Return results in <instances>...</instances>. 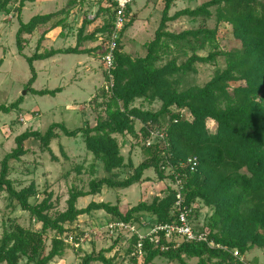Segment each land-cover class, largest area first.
Wrapping results in <instances>:
<instances>
[{"label": "trees", "instance_id": "1", "mask_svg": "<svg viewBox=\"0 0 264 264\" xmlns=\"http://www.w3.org/2000/svg\"><path fill=\"white\" fill-rule=\"evenodd\" d=\"M20 0L17 19L20 27L16 35L18 53L28 62L32 78L28 85L37 96H55L59 90L36 91L32 89L37 74L36 61L48 60L56 55L82 54L78 48L65 51H50L45 54L37 50L33 56L25 57L24 50L29 43L25 35H32L39 25L70 12L81 3L80 0H67L66 7L59 13L33 17L23 22L22 13L27 2ZM177 0H165L160 25L154 39L145 45L147 55L133 59L124 52L122 35L133 25L129 22L117 43L112 69L114 88L105 105L104 114L97 117L94 126L69 130L65 124H52L45 133L26 131L15 139L16 148L5 156L1 164L0 190L7 194L12 207L29 213L40 226L39 229L24 228L14 223L5 230L0 239V264H51L62 258L70 247L66 240L71 236L70 229L84 215L103 211L107 216V226L113 223L145 226L144 217L153 218L152 228L157 225H171L177 222L176 178L183 181V206L192 210L194 224L202 207L211 211L203 228L209 231V240L228 250H237L244 257L254 249L264 250V0H210L196 9H185L170 16ZM13 0L0 1V19L8 17ZM99 14L108 13L109 19L99 29L105 34L106 46L113 31L115 20V0H101ZM131 6L127 8L129 14ZM215 8L216 27L187 30L180 34L167 31L169 23L187 17L193 21H210ZM90 22L84 21L83 26ZM227 26L233 37L229 50H222L218 42L219 29ZM84 29V27L82 28ZM172 46L179 49L187 60L178 64V58L165 66H158L165 56L171 53ZM209 48L207 56L198 53ZM223 57L226 67L216 71L214 77L203 87L181 89L184 78L196 72L197 64H215ZM0 62V68L2 66ZM107 79L106 71L104 72ZM241 85L230 90V84ZM106 93V92H105ZM137 100L150 105L161 102L157 112L136 108ZM23 98L11 105H0V113L10 114L19 110ZM216 124V131L210 132L208 122ZM142 125L140 133L144 138L142 146L145 159L134 166L130 159L126 162L121 154V145L115 136H125L136 132V124ZM162 132L164 140H155L147 147L151 132ZM61 132L65 137H81L86 149L101 162L109 174L102 179H93L89 190L73 188L63 212L54 210L53 195L45 191L43 198L31 202L41 194L34 184L21 190L10 179L11 163L28 154L25 143H40L43 151H50L52 141ZM197 160V167L191 171L188 161ZM123 169L126 178L120 180L115 171ZM154 171L158 180L168 181L162 191L151 202L142 200L126 211L121 200L116 205L92 201L86 208L79 209L81 199L96 197L102 189L128 190L131 187L153 180L146 176ZM197 227V226H196ZM53 233L51 250L46 251L48 234ZM80 233L73 238L80 244ZM126 236L120 234L113 247L91 253L83 258L82 264H116V256L107 254L118 247ZM128 239V238H126ZM122 241V242H121ZM138 237L129 238L125 256L131 264H153L156 259H165L170 264H241L230 252L211 249L205 243H186L167 252L149 239L143 242L141 255L133 256ZM161 245H167L162 239ZM170 245V244H168ZM172 246V244L170 245ZM197 260L196 263L190 261ZM142 261V262H141Z\"/></svg>", "mask_w": 264, "mask_h": 264}, {"label": "rangeland", "instance_id": "2", "mask_svg": "<svg viewBox=\"0 0 264 264\" xmlns=\"http://www.w3.org/2000/svg\"><path fill=\"white\" fill-rule=\"evenodd\" d=\"M208 1L210 0H177L169 15L173 16L175 13L185 9H196ZM19 2L20 0H13L12 5L9 6L11 14L8 17L3 16L0 19V62H3L0 68V105L9 106L19 98H23V104L19 110H15L10 114L0 113V172L3 159L16 148L15 139L18 136L26 131L45 133L55 123L65 124L69 130L86 127L87 125L94 126L97 117L100 114H104L106 110L105 105L102 104L111 96V94L105 93L104 87H102V90L87 107L88 116L83 118L82 113L84 112L79 113L75 110L79 105V103H75L76 97L68 95L72 89L67 93H60L56 96H37L31 92V87H29L28 83L33 74L26 59L19 55L16 42V35L20 27L19 20L17 19ZM52 2L53 5H51ZM48 3L50 5L42 7L40 12H53L55 9L57 10L61 7L55 0H49ZM25 7L29 10L26 14H22V19L24 22H28L29 17L26 16H29L31 12H35V6H31L27 2ZM100 8L99 4H96L92 0H83L79 3L68 16V18L70 16L75 17V21L72 23L77 24V26L75 25L72 28L70 35L73 34L75 38L77 37L86 18L94 22L98 16L101 17L103 12L101 14L98 13ZM131 8V14H127V24L130 21L134 23L123 32L121 43L124 52L129 54L133 59L144 58L147 55L145 45L154 39L160 25L165 8V0H138L132 4ZM211 10L213 18L210 21L203 19L193 21L190 18L184 17L178 21L169 23L167 31L180 34L187 30H197L203 27L214 29L216 27V11L215 8ZM40 12H37V14ZM92 15L96 17L93 19ZM90 16L92 17L90 18ZM52 23L39 25L37 35L34 34V37H28L29 43L24 50L25 57H31L37 51V40L39 41L41 33L50 28ZM104 40H106L105 35H103L102 41L104 42ZM218 42L222 50H229L231 47L233 37L227 26H221L219 29ZM49 46L50 44H47L48 48ZM48 48L44 50L48 51ZM209 52V48H206L198 54L205 57ZM190 55L191 53H188V56ZM188 56H185L179 49L172 46L171 53L165 56L158 66L163 67L176 57L180 65L187 60ZM60 57H63L62 60H64L66 67L72 68L82 56L66 55ZM51 62L52 60L49 59L34 63L38 79L36 84L32 86V89L53 91L60 87L58 79L55 80L52 76V67L49 65ZM102 67L105 72L103 62ZM225 67L226 61L223 57L218 58L215 64H197L195 66L196 72L184 78L181 89L203 87L212 80L217 70H222ZM240 85V83H231L230 90L232 91ZM87 97L83 96L80 100H87ZM81 105L84 104L81 103ZM161 105L159 101L150 105L144 100H137L133 106L157 112L160 110ZM207 125L210 132L216 131V124L214 122L209 121ZM141 127L142 125L138 122L134 134L115 136L121 145L122 156H124L126 162L131 159L134 166H138L145 159L142 149L145 141L140 133ZM58 134V138L54 139L50 145V151H43L40 148L39 142H26L25 149L28 150V154L23 156L18 162L14 161L11 163L10 179L19 190L29 187L31 184L36 186L41 195L38 198L31 199L32 203L36 200L40 201L45 191L51 192L55 205L54 210L63 212L67 209V201L73 188L87 191L89 190L91 180L102 179L109 176V174L105 171L103 164L95 160L94 156L87 151L81 137L70 139L65 137L61 132H58ZM115 173H117V177L120 180L126 178V173L123 169L115 171ZM146 176L153 181L135 185L128 190H113L105 187L102 189L100 195L79 200L78 208H86L92 201L116 205L118 199H120L121 208L126 211L136 206L142 200L151 202L153 197L166 190L169 182L158 180L153 170L148 172ZM199 213L194 224L197 228H203L206 218L211 215V211L206 207H202ZM153 220V218L145 216V226H135L142 234H146L152 229ZM14 223L24 228H40L29 213L22 211L20 208L12 207L7 194L3 190H0V239L4 231L8 230ZM70 230L73 233L69 232V235L73 238L78 237L80 233L85 234V236L81 237L79 245L68 243L70 247L65 255L61 259L54 260L51 264H82L83 258L86 255L91 253L98 254L101 250H108L114 246L118 239V233L112 234L108 231L107 216L103 211L95 212L89 216H82L79 222L71 227ZM204 231H208V229L205 228ZM53 236V233L47 236L45 254H48L51 250ZM126 238L118 246L121 249L120 252H117L118 249L116 247L111 253L107 254L108 258L117 254L116 264H131L125 256L129 244V237L128 239ZM245 258L251 264H264V250L254 249L246 254ZM196 262L197 260L190 261V263ZM153 264L170 263L165 259L159 258Z\"/></svg>", "mask_w": 264, "mask_h": 264}, {"label": "crops", "instance_id": "3", "mask_svg": "<svg viewBox=\"0 0 264 264\" xmlns=\"http://www.w3.org/2000/svg\"><path fill=\"white\" fill-rule=\"evenodd\" d=\"M48 1L49 0H36L34 3H30L31 6H35L34 11L36 13L31 12L29 16H26L29 17L28 22L33 17L36 16H44L51 13H59L62 11V9H64V7L67 4V0H55L57 4L59 3V5H61L60 8H58L57 10L55 9L53 12L51 11L40 12L42 7H47V5H50ZM92 1L95 2L96 4H99L98 1L95 0ZM51 5H53V2L51 3ZM101 6L106 7V4L102 3V5H99V8ZM131 9L132 8H130L129 14H131ZM28 10H29L28 8L26 9V7H24L22 14H26ZM37 12L40 13L37 14ZM92 16H90V18L92 17L94 19L96 17L95 15ZM102 16L101 17L98 16L94 22L88 19L90 23L87 26H82L77 37L75 38L73 34L70 35L72 28L75 25L77 26V24L72 23L75 21V17L70 16L68 18V16L60 15L54 18L55 21L54 19H52L47 23L41 24L42 26L52 23V21H54L51 24L50 28L44 30V32L41 33V37L39 41L37 40L36 42L37 50H39V53L41 54H45L50 51H58V50L65 51L68 49H75V48H78V50L81 52H85L82 54H75L76 56H82V57H80L77 60V63L74 64L72 68H69L68 66L66 67L64 64V60H62L63 57H60V56H66L65 54H59L50 58L52 62L49 64L52 67L51 72L53 74L52 75L53 78L55 80L58 79L57 81L60 82L59 85L60 87L56 89L59 90L57 94L67 93L69 90L72 89L71 92L68 93V95L70 97L71 96L76 97L75 103H79L80 107L78 105L75 108V110L79 113L84 112L82 113L83 118H86L88 116L87 113L89 114V112L87 107L89 103L92 102L99 94V92L102 90L105 81L104 69L102 67V62H103L102 59L105 51L104 42L102 40H103V35L105 34L98 30L105 25L106 21H108L109 19V16L108 13L106 12L105 13L103 12ZM83 27L84 29H82ZM34 34L37 35V29L32 35H27L25 36V38L28 40L30 37H34ZM47 44H50L49 48L47 47ZM46 48H48V51L44 50ZM57 56L59 57L57 58ZM37 79H38V74L34 84H36ZM34 90L43 91L37 89ZM83 96H88L87 100L85 99L80 100L81 98H83ZM81 103H83L84 105H81Z\"/></svg>", "mask_w": 264, "mask_h": 264}, {"label": "built area", "instance_id": "4", "mask_svg": "<svg viewBox=\"0 0 264 264\" xmlns=\"http://www.w3.org/2000/svg\"><path fill=\"white\" fill-rule=\"evenodd\" d=\"M100 2L101 0H95ZM138 0H115L116 8H115V20L113 31L109 35V41L106 46V54L104 55L102 61L107 74V79L104 84V91L107 94H112L114 88V80L112 75V69L114 68L115 57L114 54L117 50V43L121 38V34L127 25V8L132 6V4L136 3ZM165 136L162 132H151V137L146 141L147 147L155 144V140H164ZM188 165L190 166L191 171H194L197 167V160L190 159L188 161ZM176 184L174 185V189L177 191L176 196V213H177V222L171 225H157L149 230L148 233L142 234L136 226L127 225L125 223H113L107 226V229L110 233H118V236L122 234L127 238H131L133 236L138 237L137 246L134 250L133 256L141 255L143 252V242L146 239H149L152 243L157 244L161 247L162 252H167L171 247L174 249L178 248L181 243H205L211 249H220L230 252L232 256L239 261L241 264H251L246 258L240 254L239 251L228 250L220 245L215 244L213 241L209 240V232L208 231H198L195 224L192 223V210L188 207L183 206L184 200L182 195V186L183 181L177 177ZM117 236V237H118ZM164 239L167 242V245H161V240ZM67 243H74V239L71 236ZM172 244V246L168 245Z\"/></svg>", "mask_w": 264, "mask_h": 264}]
</instances>
